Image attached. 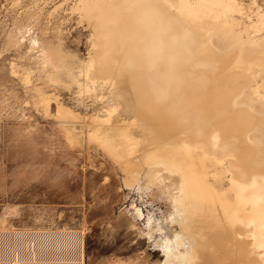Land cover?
Here are the masks:
<instances>
[{"label":"bare ground","instance_id":"1","mask_svg":"<svg viewBox=\"0 0 264 264\" xmlns=\"http://www.w3.org/2000/svg\"><path fill=\"white\" fill-rule=\"evenodd\" d=\"M128 3L126 30L102 35L98 18L87 20V56L64 66L69 79L102 82L115 95L104 117H81L57 103L66 139L95 142L119 167L125 188L143 180L165 194V220L176 229L167 234L160 222L146 223L153 252H161L158 264H264V8L255 0L247 9L237 0ZM52 49L37 62L54 65L47 70L55 76ZM45 95L47 111L54 96ZM71 235L70 264H81L82 239ZM62 238L0 233V264H34L35 250L55 259Z\"/></svg>","mask_w":264,"mask_h":264},{"label":"rangeland","instance_id":"2","mask_svg":"<svg viewBox=\"0 0 264 264\" xmlns=\"http://www.w3.org/2000/svg\"><path fill=\"white\" fill-rule=\"evenodd\" d=\"M76 1L0 0V233L63 234L61 253L49 259L46 252L41 255L35 250L34 264H70L71 234L82 239L81 264H158L161 252H153L146 223L150 217L167 234L176 229L165 220L171 211L162 199L165 194L146 188L143 180L140 186L125 188L111 157L93 141H68L55 115L57 103L81 117L106 115L113 90L99 81L71 80L64 71L86 58L90 21L106 26L108 30L97 29L102 35L120 34L128 27L123 20L129 16V0H78L80 7ZM237 1L245 9L251 2ZM255 1L264 8V0ZM119 5H126L127 11ZM102 14L107 15L102 18ZM235 17L247 23L243 16ZM47 49L60 57L53 61L59 67L57 80L55 72L53 76L47 70L54 65L39 68L37 62ZM260 90L264 94V84ZM41 94L54 96L47 111Z\"/></svg>","mask_w":264,"mask_h":264}]
</instances>
